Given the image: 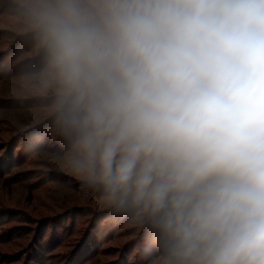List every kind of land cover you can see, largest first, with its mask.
<instances>
[{"label":"clouds","instance_id":"1","mask_svg":"<svg viewBox=\"0 0 264 264\" xmlns=\"http://www.w3.org/2000/svg\"><path fill=\"white\" fill-rule=\"evenodd\" d=\"M81 169L178 264H264V0H40Z\"/></svg>","mask_w":264,"mask_h":264},{"label":"rangeland","instance_id":"2","mask_svg":"<svg viewBox=\"0 0 264 264\" xmlns=\"http://www.w3.org/2000/svg\"><path fill=\"white\" fill-rule=\"evenodd\" d=\"M39 2L0 0L1 141L37 127L14 151V167L0 143V264H178L148 213L111 200L81 169L58 85L45 71ZM22 35L23 44L7 53ZM25 143L28 152L17 157Z\"/></svg>","mask_w":264,"mask_h":264},{"label":"trees","instance_id":"3","mask_svg":"<svg viewBox=\"0 0 264 264\" xmlns=\"http://www.w3.org/2000/svg\"><path fill=\"white\" fill-rule=\"evenodd\" d=\"M3 34L4 35H1V38L2 37H6V36L8 37L9 36L8 33H3ZM25 37H26L25 35L24 36L23 35L22 36H19V38L16 39L15 44L12 45V48L7 53L12 54L15 50H17L19 48V46H21L23 44V42L26 40ZM3 59H4V57H3ZM3 59H1L0 61H2ZM32 126L33 125L27 127L26 129H23L22 131L16 132L17 135L15 136L14 140H11L10 142L5 141L4 139L1 141V137H0V143L1 144H4V146L8 147V149H9L8 150V156L6 157L7 164H11L13 167L16 166L17 163H16V160H15V157L13 156V153L16 150L17 146L18 145L20 146V144H21V142H22V140L24 138H31V139L32 138H35L33 136V133L35 131L36 134H37V127H35V126L32 127ZM68 130H70V129H68ZM15 131H16V128H14V126H11L9 124L6 127L5 133L11 134V133H13ZM68 136L69 137H72V134L71 133H68ZM28 150L29 149H28V147H27V145L25 143L24 146H23V148H22V150H20V151L17 150V153H16L17 154V157L22 156L21 154L25 153L26 151L28 152ZM4 163H6V162H1L0 165L3 166ZM4 172H5V169H4ZM152 221L154 222L153 218H151V222Z\"/></svg>","mask_w":264,"mask_h":264}]
</instances>
